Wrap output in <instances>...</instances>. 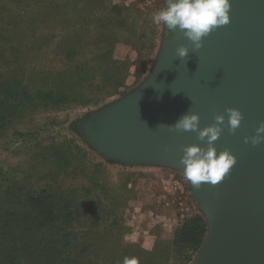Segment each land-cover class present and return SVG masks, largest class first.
Returning a JSON list of instances; mask_svg holds the SVG:
<instances>
[{"label":"rangeland","instance_id":"rangeland-1","mask_svg":"<svg viewBox=\"0 0 264 264\" xmlns=\"http://www.w3.org/2000/svg\"><path fill=\"white\" fill-rule=\"evenodd\" d=\"M107 1L117 8L100 17L97 15V6L92 4L89 7V24L86 25L88 29L84 28V31L77 24V8L74 4L73 13L65 21L75 23L71 30L72 39L87 34L93 37L92 43L85 50L109 53L110 57L105 60L113 61L112 71H109V85L112 91L117 90L116 93L92 105L71 102L60 108L28 109L24 117L13 120L0 131V165L6 171V179L16 189L23 185L37 189L47 180L53 183L56 198H59L66 177L75 188L77 182H87L91 178L90 173L80 171L81 167L75 169H78V174L73 173L72 164L80 161L82 164L79 163L78 166L94 167V164H100L107 167V170L100 173L95 170L94 174L100 180L105 175L112 186H116L111 188L112 193L118 194V198L126 199L124 208L121 212L118 210L122 226L127 228L124 232L125 240L147 250L159 248V255L155 257L157 264H193L204 244L208 223L203 243L197 250L193 253L178 252L175 230L181 223L196 215H202L206 220L200 204L191 192L190 182L185 178L183 168L166 163L126 162L111 157L95 143L87 130L90 120L135 93L147 82L169 35L166 26L152 22L155 12L167 6L166 0ZM43 3V0L37 1V4ZM24 5L28 4L7 3L6 8L0 9V67L8 76L14 77L15 74L21 76V72L29 65L31 68L27 74L31 73L34 86L40 87L43 86L45 77L59 72L63 56L56 54L54 50L41 54L40 51L23 54L27 41L31 42L33 39L31 43L34 44V37L37 35L36 29L30 32L31 38L24 35L27 29V21L22 16ZM98 20L109 22L108 28L100 36V41L109 40L108 46L96 41L100 31ZM54 27L56 32H64L68 28L63 23ZM105 68L103 66L90 74V79L85 83L91 84L87 89L89 94H104L101 77L109 73H106ZM113 68L115 71L121 70L124 77H121L120 82L115 77ZM45 73L47 74L44 76ZM60 149L65 153L58 154ZM65 160H69L67 171L62 164ZM122 186L132 189L123 193L120 189ZM24 191L31 192V189L28 187L22 193ZM96 193L104 191L96 189ZM72 197L76 201L81 199L79 195ZM60 210L62 205L59 202L54 213L59 214L62 212ZM119 226L115 229H119ZM105 238L106 242L108 238ZM108 259L111 264V257Z\"/></svg>","mask_w":264,"mask_h":264},{"label":"water","instance_id":"water-1","mask_svg":"<svg viewBox=\"0 0 264 264\" xmlns=\"http://www.w3.org/2000/svg\"><path fill=\"white\" fill-rule=\"evenodd\" d=\"M181 45L189 48L184 59L176 53ZM227 108L242 113L235 132L227 126ZM187 112L199 114L200 128L223 114L214 146L236 157L216 185L190 183L208 223L193 264H264V142L250 139L264 122V0H231L230 23L204 37L198 50L179 29H169L147 82L90 120L87 130L111 157L184 168L185 146H207L197 132L168 127Z\"/></svg>","mask_w":264,"mask_h":264},{"label":"trees","instance_id":"trees-1","mask_svg":"<svg viewBox=\"0 0 264 264\" xmlns=\"http://www.w3.org/2000/svg\"><path fill=\"white\" fill-rule=\"evenodd\" d=\"M37 1L0 0V9L6 8L7 3H27L22 12L27 21L24 35L31 38L30 32L34 29L37 35L34 44L31 43L33 39L27 41V49L23 54L36 51L41 54L54 50L63 56V65L58 73L45 77L40 87H35L31 73L27 74L31 68L29 65L21 72V76L15 74L14 77L8 76L0 67V131L13 120L24 117L28 109L60 108L71 102L97 104L117 91H112L109 85V71H112L113 66V61H105L110 57L109 53L85 50L92 43L93 37L87 34L72 39L71 30L75 23L65 21L73 13L72 4L77 8V24L81 31L88 29L86 25L89 24V7L92 4L97 6V15L100 17L117 7L107 0H43V4H37ZM98 22L101 32L98 31L96 41L99 42L109 22ZM60 23L68 27L64 32L55 30L54 26ZM99 43L108 46L109 40L102 39ZM103 66H106V73L109 72L101 77L104 94L100 96L95 92L91 95L92 92H87L91 84L85 83ZM114 73L120 82L121 77H124L121 70H114ZM97 87L102 88L99 85ZM60 153L65 151L60 149ZM79 163L82 164L80 161L72 164V172L78 174L81 167L80 171L84 174H91L90 180L77 182L75 188L66 177L59 198L54 196L53 183L47 180L37 189L27 185L16 189L6 179V171L0 165V264H110L108 257H111V264H123L125 257L136 258L138 264H157L155 257L159 255V248L147 250L125 240L124 232L127 228L122 226L118 210L121 212L124 208L126 199L112 193L111 188L115 185L112 186L105 175L100 180L94 174L95 170L100 173L107 170V167L100 164H94V167L78 166ZM62 164L67 171L69 160ZM28 187L31 192L24 191L26 194L23 195L22 191ZM127 187L122 186L120 189L127 193L132 189ZM96 189L104 193H96ZM76 195L81 197L79 201L72 197ZM59 202L62 212L55 214L54 208ZM118 225L119 229L116 230ZM206 232L207 222L202 215L184 220L175 230L178 252L193 253L202 245ZM105 237L108 238L106 242Z\"/></svg>","mask_w":264,"mask_h":264},{"label":"clouds","instance_id":"clouds-1","mask_svg":"<svg viewBox=\"0 0 264 264\" xmlns=\"http://www.w3.org/2000/svg\"><path fill=\"white\" fill-rule=\"evenodd\" d=\"M166 7L158 10L152 16L156 25L163 24L170 30L179 29L183 36L191 43L194 50L202 47L203 39L215 28L230 23L231 0H166ZM177 56L184 59L189 55V48L181 45L176 49ZM227 126L229 131L235 132L240 126L242 113L237 108H227ZM198 113L187 112L174 124L168 125L177 131H194L198 139L206 142V147L200 144L185 146L180 163L184 166L185 178L195 188L202 183L216 185L229 173L236 162V157L228 149L217 152L214 142L223 131L225 116L217 114L216 123L200 128ZM253 145L264 142V122L255 130L251 138ZM249 137H245V142ZM123 264H138L136 258L125 257Z\"/></svg>","mask_w":264,"mask_h":264}]
</instances>
